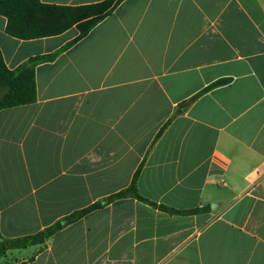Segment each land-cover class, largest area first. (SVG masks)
Listing matches in <instances>:
<instances>
[{"label": "crops", "instance_id": "1", "mask_svg": "<svg viewBox=\"0 0 264 264\" xmlns=\"http://www.w3.org/2000/svg\"><path fill=\"white\" fill-rule=\"evenodd\" d=\"M6 26L9 70L61 52L36 67V103L0 111L4 239L128 188L142 164L143 198L208 208L117 200L11 264H264V0H126L64 50L77 28L23 41Z\"/></svg>", "mask_w": 264, "mask_h": 264}, {"label": "trees", "instance_id": "2", "mask_svg": "<svg viewBox=\"0 0 264 264\" xmlns=\"http://www.w3.org/2000/svg\"><path fill=\"white\" fill-rule=\"evenodd\" d=\"M124 1L126 0H104L89 5L62 6L44 4L41 0H0V15L7 19L6 33L23 41L55 37L74 27L77 28L79 36L75 41L65 46L64 50L87 36L99 23L111 16ZM60 52L61 50L31 58L18 69L9 70L0 49V111L36 103V67L40 63L54 61ZM228 81L226 79L219 80L201 94L225 85ZM181 111L182 108H179L178 113ZM170 123L171 120L163 126L156 139L163 134ZM142 167L143 164L135 173L128 188L62 218L41 232L15 240H6L0 233V257L5 256L11 250L43 245L66 226L80 221L87 215L103 209L117 200L133 198L169 214L177 215H195L208 210V208L175 210L143 198L137 189V180Z\"/></svg>", "mask_w": 264, "mask_h": 264}, {"label": "rangeland", "instance_id": "3", "mask_svg": "<svg viewBox=\"0 0 264 264\" xmlns=\"http://www.w3.org/2000/svg\"><path fill=\"white\" fill-rule=\"evenodd\" d=\"M6 257H7V254L3 257H0V264H11L10 263L11 261L7 260Z\"/></svg>", "mask_w": 264, "mask_h": 264}]
</instances>
